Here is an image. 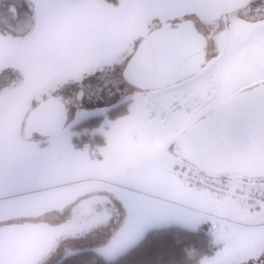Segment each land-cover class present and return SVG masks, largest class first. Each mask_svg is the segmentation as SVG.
I'll return each instance as SVG.
<instances>
[{"label": "snow or ice", "instance_id": "1", "mask_svg": "<svg viewBox=\"0 0 264 264\" xmlns=\"http://www.w3.org/2000/svg\"><path fill=\"white\" fill-rule=\"evenodd\" d=\"M0 264H264V0H0Z\"/></svg>", "mask_w": 264, "mask_h": 264}]
</instances>
